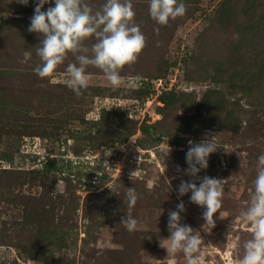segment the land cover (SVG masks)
<instances>
[{
  "label": "rangeland",
  "instance_id": "374dc122",
  "mask_svg": "<svg viewBox=\"0 0 264 264\" xmlns=\"http://www.w3.org/2000/svg\"><path fill=\"white\" fill-rule=\"evenodd\" d=\"M180 2L185 15L162 26L149 0H131L146 46L119 87L89 66L76 95L66 85L71 53L51 77L33 71L36 0H0V264H186L160 246L181 201L204 264H238L251 238L240 212L264 154V0ZM85 3L95 11L105 0ZM212 136L218 148L198 175L226 184L210 229L206 209L178 186L194 179L183 173L188 141ZM127 188L138 195L133 232L120 223Z\"/></svg>",
  "mask_w": 264,
  "mask_h": 264
},
{
  "label": "clouds",
  "instance_id": "9594fccd",
  "mask_svg": "<svg viewBox=\"0 0 264 264\" xmlns=\"http://www.w3.org/2000/svg\"><path fill=\"white\" fill-rule=\"evenodd\" d=\"M17 2L27 6L29 0ZM49 3L50 0H36L34 14L30 18L28 31L41 37L35 49L41 63L33 71L42 79L51 77L71 53L76 62L67 64L66 85L76 95L89 85V66L100 69L112 86L119 87L122 83L120 71L126 65L134 64L146 46V37L134 22L131 0H105L95 11L85 0H54V6L43 11L44 5ZM186 11L185 4L178 3V0H149L150 17L162 26H166L170 19L184 16ZM89 38L95 40L91 47L85 45ZM31 55L25 51L20 63H27ZM137 86L132 84L133 88ZM188 144V167L183 173L194 179H181L178 195L182 197L191 192L190 203L206 209L203 219L211 229L215 226L214 215L222 207L226 180L210 176L201 178L198 174L208 168L210 154L216 152L218 146L213 136L199 142L189 140ZM181 171L177 165V172ZM197 180L200 181L199 186ZM126 198L129 213L120 223L127 231L133 232L138 224L131 215L138 200L134 188H127ZM184 211L183 201L177 205V210L169 211L167 227L170 237L161 239L160 246L167 250L168 257L175 258L183 253L186 264H204V240L199 231L182 223L181 213ZM240 217L250 228L251 238L244 243L238 264H264V154L258 157L254 191L250 193L248 205L241 210Z\"/></svg>",
  "mask_w": 264,
  "mask_h": 264
},
{
  "label": "trees",
  "instance_id": "16d2710c",
  "mask_svg": "<svg viewBox=\"0 0 264 264\" xmlns=\"http://www.w3.org/2000/svg\"><path fill=\"white\" fill-rule=\"evenodd\" d=\"M167 99H168V98H166V94L162 95L161 100H162L164 103L167 102ZM53 165H55V164H53Z\"/></svg>",
  "mask_w": 264,
  "mask_h": 264
}]
</instances>
